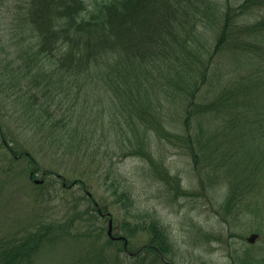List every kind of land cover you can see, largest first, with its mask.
Segmentation results:
<instances>
[{
	"label": "trees",
	"instance_id": "trees-1",
	"mask_svg": "<svg viewBox=\"0 0 264 264\" xmlns=\"http://www.w3.org/2000/svg\"><path fill=\"white\" fill-rule=\"evenodd\" d=\"M221 4L218 0H110L90 8L86 0H0V9L9 15L15 28L13 40L16 39L7 45L1 42L0 48L15 46L18 53L16 62L4 64L1 61L9 58H0V77L8 75L9 96L19 85L13 90L19 93L15 102L21 104L24 126L38 129L44 138L47 134L48 138L65 140L66 145L69 141L68 152L80 155L86 143L88 153L96 157L101 146L96 142L99 117L93 119L96 124L89 123L91 112L85 120L81 115L74 118L72 109L78 99L71 94L73 89L82 95L81 86L89 85L86 94L92 89L96 93L99 87L104 99L106 95L114 98L126 111L122 114L127 125L134 112L145 121H141L140 131L133 133L136 143L131 146L121 122L113 126V132L121 135L106 140L111 134L100 120L99 137L115 149L114 155L126 147L128 140L129 148L123 156L139 155L148 161L147 168L160 165L162 171L155 169L150 174L156 178L160 175V180L171 185L176 198L199 196L201 192H189L181 187L179 178L169 176L149 143L151 130L168 142L183 141L188 145L192 165L203 164V168L196 169L210 165L206 172L198 173L202 188L206 183L215 191L223 185L220 169L228 167V171L224 170L230 178L223 210L239 222L249 214L245 199L250 197V191L257 186L264 190V0H241L235 6L225 0ZM255 12H261L259 19L253 18ZM152 15L155 18L149 23ZM202 16L213 22L212 44L207 37L206 44H202V36L195 30L201 27L198 22ZM160 43L163 49L158 47ZM195 44L202 46L197 49ZM158 92L177 102L178 127L173 122L167 125L165 116H156ZM101 98L96 102L95 94L94 103L89 102L88 107L95 109L98 103L103 108ZM194 125L197 132L192 131ZM135 128L138 126L132 129ZM194 136L197 144L202 141L200 145L194 144ZM72 144L77 149H71ZM10 146L0 125V147L14 160L28 158L37 169L31 152ZM65 148L60 149L65 152ZM107 171L104 177L115 202L134 217L131 192L119 187L118 175L110 173L109 167ZM259 206L264 208V203ZM255 209L256 215L259 211ZM121 229L125 238L135 231H146L144 249L154 252L160 260L173 250L168 228L149 212L135 217L133 226L126 220ZM64 230L62 226L42 223L23 241L7 246L0 264H29L45 241L55 240V234ZM256 231L254 235L261 234ZM214 238L221 239L220 235ZM112 240L108 237L109 242ZM243 249L239 258L235 257L237 250L230 253L234 264H264V247L259 252L255 245Z\"/></svg>",
	"mask_w": 264,
	"mask_h": 264
},
{
	"label": "rangeland",
	"instance_id": "rangeland-1",
	"mask_svg": "<svg viewBox=\"0 0 264 264\" xmlns=\"http://www.w3.org/2000/svg\"><path fill=\"white\" fill-rule=\"evenodd\" d=\"M109 1L86 0L90 8ZM218 2L222 6L221 3L225 0H218ZM240 2L241 0H230L234 6ZM4 10V8L0 9V43L7 45L11 41L15 42L16 39L13 40L15 28ZM261 12H255L253 18L259 19ZM154 18L155 16L152 15L149 23ZM195 25L197 26V20ZM199 25L201 27H196L195 30L200 32L198 35L202 36V44H206L205 37L212 44L214 41L210 38L215 35L213 22L202 16L199 19ZM154 33L157 34V30H154ZM201 46L195 44L197 49ZM158 47L163 49L161 43ZM6 51H9V54ZM211 53L206 55L204 65ZM17 55L15 46L0 48V58L4 59L6 56L9 58L0 60L1 63L13 62ZM161 55L163 56V53H160ZM12 57L13 59H10ZM173 59L174 56L171 54V60ZM212 61H216V55ZM177 62L175 60V63ZM9 81L8 75L0 77L2 132L9 140L10 147L18 151L31 152L38 167L33 169L34 165L28 158L14 160L6 149L0 147V256L7 246H14L19 241H23L27 234L31 231L34 233L45 222L62 226L65 228L64 233L59 231V234H55V240L45 241L44 245H41L32 255L29 264H234L233 254H230L233 250H237L235 257L239 258L244 252L243 248L255 245L256 251L259 252L264 247V217L262 216L264 208L259 206L264 203V190L259 186L256 188L257 183L253 187V190L255 188L256 190L250 191V197L245 199V202L249 204V214L246 219L239 218V222L234 221L231 219L232 216L223 210L226 189L229 185L227 181L230 178L224 170L228 171V167L223 166L220 169L222 172L220 180L223 181V185L215 191L206 183L202 188L198 173L202 170L206 172L210 165H206V169H196L203 168V164H198L196 167L192 165L187 144L181 140L176 143L160 139L151 130L149 143L152 151L158 162H162L163 167L165 166L169 176L179 178L183 189L189 192H201L199 196L194 194L176 198L171 185L160 180V175L156 178L150 174L155 169L162 171L163 168L160 165H150V168H147L149 163L143 157L123 156L129 148V141L131 146L136 143L133 133L136 130L140 131L139 125L144 118L140 120L134 112L132 122L127 125L122 114L126 111L121 110V106L115 103L114 98L110 99V96L106 95L104 99L103 93L98 90L99 87L95 89V93L91 86L92 91L86 94L85 90H88L89 85L81 86L84 88L80 90L83 97L72 89L71 96L78 99L72 109V116L77 118L81 115L85 120L88 112H91L89 123L95 124L96 121L93 119L99 117L96 142L101 146L100 155L97 157L88 153L86 143L81 147L80 155L79 152H68L69 141L66 145L65 140L51 139L47 134L44 138L42 134L37 133L38 129H28L29 125L24 126L25 119L21 115V104L15 102L19 93L13 90L19 85L13 87L9 96L7 95ZM95 94L96 102L102 97L103 108L98 103L95 109L88 107L89 102L94 103ZM158 97L156 116H165L167 125L173 122L177 126V102H173L171 97L163 92H158ZM63 108L64 106L58 108V115L62 113ZM100 120L104 122L107 131L111 134L106 140H111L112 136L121 135L119 131L113 132V126H119L117 122H121L125 135L131 139L126 141L125 148L118 149L117 155H114L115 149L102 142L103 138L99 137ZM137 126L138 128L132 129ZM192 131L197 132L195 125ZM193 139L197 146L202 142L199 141L197 144L195 136ZM61 146H66L65 152L60 149ZM70 146L71 149H77L73 144ZM54 150L57 153H54ZM85 152L88 154H84ZM98 161L101 162L100 165ZM107 167L110 173L118 175L119 187L131 192L130 196L134 201V205L131 206L134 217L127 215L123 205L115 202L109 182L104 177L108 174ZM45 171L50 173L46 172L44 175ZM30 172L33 175H30ZM74 180H81L85 186L83 187L80 181L74 184L72 182ZM63 181L66 183L64 187ZM38 183L42 186L39 187ZM95 202L101 208L103 215L96 211ZM255 207L258 208L259 215L254 214ZM146 212L158 218L170 232L173 250L165 255L164 261L151 250L144 249L148 240L146 231H135L132 236L128 235L126 248L122 240L108 241V215L112 218L114 234L124 235L126 233L121 226L126 220H130L133 226L135 217L143 216ZM256 230H259L261 234L254 235ZM214 235H220L221 239L214 238ZM22 263L25 264V261ZM237 264L240 263L237 262Z\"/></svg>",
	"mask_w": 264,
	"mask_h": 264
},
{
	"label": "water",
	"instance_id": "water-1",
	"mask_svg": "<svg viewBox=\"0 0 264 264\" xmlns=\"http://www.w3.org/2000/svg\"><path fill=\"white\" fill-rule=\"evenodd\" d=\"M41 181V180H40ZM97 206V205H96ZM111 231H112V220L111 218L109 219L108 221V235L112 237V234H111ZM121 238V237H119ZM126 240L124 239V246H126Z\"/></svg>",
	"mask_w": 264,
	"mask_h": 264
}]
</instances>
